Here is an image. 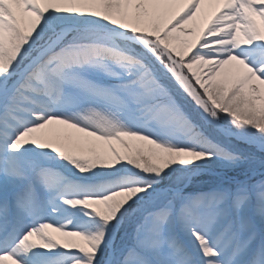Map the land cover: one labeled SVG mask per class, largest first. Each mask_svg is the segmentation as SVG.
<instances>
[{"label":"snow or ice","instance_id":"obj_1","mask_svg":"<svg viewBox=\"0 0 264 264\" xmlns=\"http://www.w3.org/2000/svg\"><path fill=\"white\" fill-rule=\"evenodd\" d=\"M0 264H264V0H0Z\"/></svg>","mask_w":264,"mask_h":264},{"label":"rangeland","instance_id":"obj_2","mask_svg":"<svg viewBox=\"0 0 264 264\" xmlns=\"http://www.w3.org/2000/svg\"><path fill=\"white\" fill-rule=\"evenodd\" d=\"M206 7L209 8H214L215 6L213 5H207ZM186 28H191L193 29L196 33H198L200 31V24L197 22H190L188 25H185ZM69 131H74V130H69ZM138 143V142H137ZM117 148H119V145H115ZM121 151H123V149H120ZM54 235H57L54 233Z\"/></svg>","mask_w":264,"mask_h":264}]
</instances>
